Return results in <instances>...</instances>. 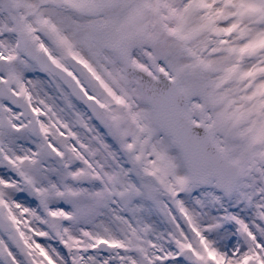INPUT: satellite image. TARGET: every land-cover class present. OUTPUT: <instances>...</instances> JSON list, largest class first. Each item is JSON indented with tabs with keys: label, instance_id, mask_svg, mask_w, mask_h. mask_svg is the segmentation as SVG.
<instances>
[{
	"label": "snow or ice",
	"instance_id": "snow-or-ice-1",
	"mask_svg": "<svg viewBox=\"0 0 264 264\" xmlns=\"http://www.w3.org/2000/svg\"><path fill=\"white\" fill-rule=\"evenodd\" d=\"M0 264H264V0H0Z\"/></svg>",
	"mask_w": 264,
	"mask_h": 264
},
{
	"label": "rangeland",
	"instance_id": "rangeland-1",
	"mask_svg": "<svg viewBox=\"0 0 264 264\" xmlns=\"http://www.w3.org/2000/svg\"><path fill=\"white\" fill-rule=\"evenodd\" d=\"M42 75V74H41ZM30 78H31V76H30ZM34 206V205H33ZM38 239H43V238H38Z\"/></svg>",
	"mask_w": 264,
	"mask_h": 264
}]
</instances>
